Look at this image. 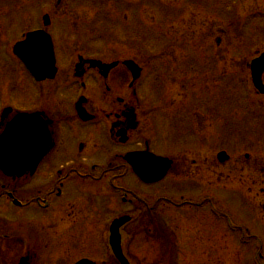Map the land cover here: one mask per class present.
<instances>
[{
  "label": "rangeland",
  "instance_id": "obj_1",
  "mask_svg": "<svg viewBox=\"0 0 264 264\" xmlns=\"http://www.w3.org/2000/svg\"><path fill=\"white\" fill-rule=\"evenodd\" d=\"M119 2L0 0V108L5 101L30 107L27 89L36 91V84L13 46L29 30L46 27L47 13L51 24L46 28L67 63L77 51H95L92 55L106 58L108 51L122 50L110 53L112 57L125 50L145 67L140 95L133 103L145 129L133 137L145 134L152 151L176 160L162 182L145 188L146 195L149 200L160 193L167 201L203 203L167 208L158 227H172L170 235H148L147 227L154 223L143 225L137 217L123 230L124 251L135 264H264V112L255 106L259 98L247 65L264 50V0ZM112 18L117 27L105 30V21ZM54 86L45 96L50 104L70 99L71 85L57 90ZM41 91L37 89L38 96ZM136 91L131 88L128 99ZM28 96L36 98L33 93ZM205 135L208 155L201 143ZM220 148L232 157L225 164L218 162ZM132 174L129 181L142 187ZM230 222L237 231L229 228ZM49 226L53 255L47 257L48 264H73L88 252L95 258L106 254L99 232L93 236V231L91 239L74 235L57 216ZM239 227L248 228V233L243 235ZM39 238L43 242V236ZM16 250H7L5 256L12 259ZM99 264L115 263L108 258Z\"/></svg>",
  "mask_w": 264,
  "mask_h": 264
},
{
  "label": "flooded vegetation",
  "instance_id": "obj_2",
  "mask_svg": "<svg viewBox=\"0 0 264 264\" xmlns=\"http://www.w3.org/2000/svg\"><path fill=\"white\" fill-rule=\"evenodd\" d=\"M90 58L119 63L106 73L104 68L91 67L87 62ZM125 58L104 59L81 52L76 54L73 66L65 67L61 63L63 66H59L53 79L33 81L34 86H40L42 94L37 98L31 90L36 98L28 96L31 103L27 110L40 112L37 119L42 129L52 133L53 143L35 172L28 171L18 177L0 170V264H19L22 259L26 264H48L47 257L53 255L47 241L48 230L50 219L56 216L65 220V228L74 235H91L99 230L107 235L110 214L144 219L165 212L161 194L149 200L145 191L160 182L141 181L142 187L129 182L132 167L125 155L152 149L151 139L145 134L133 137L145 126L134 100L128 99L130 89L137 82L131 84V72L123 63ZM80 81L86 84L82 99L77 95ZM65 85H71V89L77 87V91L73 90L66 102L58 98L50 104L49 97H45L50 93L49 87L57 90ZM255 94L264 106V91L256 90ZM78 106L85 107L89 114L79 115ZM18 110L13 106L11 112L0 113V135ZM208 141L209 135L202 136V149L207 155ZM245 156L250 158V154ZM208 163L207 157L203 165ZM172 203L175 207L183 205V202ZM188 203L199 206L203 201L188 200ZM39 235L43 236V242ZM88 243L92 244L90 240ZM15 248H18L16 258L5 256L7 250L15 251Z\"/></svg>",
  "mask_w": 264,
  "mask_h": 264
},
{
  "label": "water",
  "instance_id": "obj_3",
  "mask_svg": "<svg viewBox=\"0 0 264 264\" xmlns=\"http://www.w3.org/2000/svg\"><path fill=\"white\" fill-rule=\"evenodd\" d=\"M45 19V23L48 24L49 16H45ZM14 51L37 78L53 76L55 72L54 48L51 36L46 31L29 32L23 41H19L15 45ZM94 62L101 66V62ZM125 63L137 78L140 74L138 65L132 60H127ZM112 65L115 64L107 65V67L110 68ZM263 70L264 53L252 61L253 81L257 87L261 86ZM37 117V113H18L0 136V168L6 174L22 175L28 170L34 171L52 145L51 133L42 129V123L37 120ZM220 158L225 160L228 156L225 152H221ZM127 159L139 177L148 182L162 179L172 163L169 158L154 155L149 151L129 153ZM129 219L130 217L117 219L112 226L111 244L115 255L122 264H130V262L123 253L119 229ZM76 264L96 263L89 259H83Z\"/></svg>",
  "mask_w": 264,
  "mask_h": 264
}]
</instances>
